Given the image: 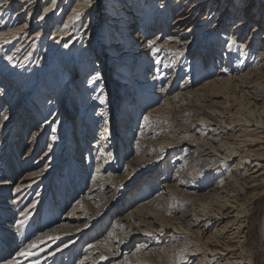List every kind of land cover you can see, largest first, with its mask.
I'll return each mask as SVG.
<instances>
[{"label":"bare ground","instance_id":"6f19581e","mask_svg":"<svg viewBox=\"0 0 264 264\" xmlns=\"http://www.w3.org/2000/svg\"><path fill=\"white\" fill-rule=\"evenodd\" d=\"M112 65L120 103L109 97L105 67ZM0 110L4 159L15 115L22 112L28 127L44 118L28 141L22 162L30 172L15 193L40 185L36 197L46 195L74 157L88 183L41 237L53 239L50 245L69 238L49 258L75 255L129 200L134 205L87 244L77 264L107 256L114 264H257L249 235L264 197V0H0ZM48 134V161L34 170L30 160ZM160 168L135 197L126 196L136 171ZM8 184L0 181V190ZM108 198L114 205L102 204Z\"/></svg>","mask_w":264,"mask_h":264},{"label":"rangeland","instance_id":"374dc122","mask_svg":"<svg viewBox=\"0 0 264 264\" xmlns=\"http://www.w3.org/2000/svg\"><path fill=\"white\" fill-rule=\"evenodd\" d=\"M44 4L45 2L41 3L38 6V11L36 13V15L38 14V17L40 13L39 9L41 10ZM105 9H106V4L102 5L101 11H99L98 9L97 11L95 9L96 14L98 15L100 14V12L104 14ZM202 11H203L202 14L207 12L208 11L207 7H205L204 10ZM98 17L100 18L99 21H101L102 16H98ZM25 19L26 16L20 21H24ZM97 29L100 28L98 27ZM101 33L103 34L102 29H101ZM102 54L105 55L107 53L105 50H103ZM105 68H106L105 71L108 75L107 78L110 82L109 97L115 98L116 101L120 103L122 102V100L119 97H122V91L119 90V88L117 87L115 88L112 81L113 72L115 71L116 66L112 65ZM179 80L180 83L183 80V76L180 77ZM201 80L202 79L198 80V82L196 83H199V81ZM167 81H168V77L165 76L162 78V84H166ZM50 82L51 80H49V83ZM71 107L72 105L68 106L70 110ZM24 108L25 106H22V109ZM145 108L138 114V117L136 118V122L138 120H141L139 118L142 115V113L145 111ZM119 109L120 108L116 104V107H114V111L117 113ZM20 111L21 110H19V113ZM1 112L2 110H0V113ZM75 112L76 111L71 113L69 119V123L72 124L69 129L71 130L70 137L73 135L71 137L72 139L74 138L75 136L74 134L76 133V126L72 122L73 120H75V117L78 115L77 112L76 113ZM21 114L19 116L18 114L15 115L14 118V119L17 118L18 119H17V123L13 124L14 129L12 131V136L10 141L11 148L7 150L8 155L7 157H5V159H4V155L0 156V160L1 161L3 160L2 168L4 169V174H6L0 181L5 182L7 180V182L9 183L8 184L9 186H7L6 189L0 190V249L1 246L3 245L8 246V248L6 249L7 252L3 253L4 255L1 254L0 252V264H5L8 261L14 264H77L79 258H81L84 255V251L87 244H89L91 241H96L98 239L103 238L104 235L114 225L115 223V221L113 220L114 217L118 215L124 216L125 212L132 205H134L135 202L124 200L123 203L119 205L118 209L120 210H118L117 212L112 211L111 214L106 218L103 225H101L98 229H96L94 233H92L85 241H83L78 246L75 255L74 252L71 251L65 254H61L58 256L56 255L49 258L48 255H50L51 253L60 251L63 248H65L67 243L69 242L68 241L69 238L68 240L63 239L61 242L58 241L56 244L50 245L54 241L53 239L44 240L41 237H43L49 231H52L51 229H54L56 225L60 224L63 221L65 215H67V213L69 212V209L71 207L70 204L75 200L79 199L82 195L86 194L87 192L86 189H88V183L84 184V182L81 180L79 175L80 174L79 165L75 164L74 162L75 157H74L72 158V160L74 159L72 165H70V162L67 161L68 159H66L65 165L61 167V170L58 173V176L55 179V181L49 186L48 190L47 189L45 190L46 195L37 198L38 197L37 193L40 191V185L36 186V188L34 189H30V191L27 190L20 193L14 192L15 187L19 183L22 176L24 177L25 175H28L30 172V169H25V164L22 162L24 153L27 149V145L29 144L28 141L31 135L33 134V131L39 128V124L44 122L43 121L44 118L43 117L41 118L42 115H37L38 117L40 116L39 120L37 121L38 123H35V126L28 127L27 122L23 120L24 118L21 117ZM169 114H170L169 117L172 120H175V113L173 114L172 112H170ZM171 114L173 115L171 116ZM113 117L115 124V121H117V116L115 117V113H113ZM133 128H136V126H133ZM97 132H99V130H97ZM133 136H135V134L132 135L130 139L133 138ZM46 137L47 138L46 141L44 142V146L39 148L38 152L30 160L31 164L38 165V167L35 168L34 170L43 167L48 161L47 157L45 158L42 157L43 154H45V151H47L50 134H48ZM172 159H174V157H172ZM8 161L11 163H7ZM72 167L74 168V173H76L75 174L76 176L74 177V181L79 185V190L76 193V195L73 194L71 195L70 192L72 190L71 183L73 182ZM136 172L135 175L133 176L134 178L131 177L133 178V181L136 182L134 184L133 182H131L126 185L129 187V190L126 192V196H128V198L135 197L134 194L136 190L142 188L144 185L149 183L148 181L151 180L154 176H159L162 174V172L164 173V169L162 170V168H160V170H157L156 172H147L146 174H140L139 172L137 173ZM167 174L168 177L171 179L173 176L172 169H170V171L167 172ZM161 183L160 185L158 184L154 189H152L149 195L161 189ZM84 192L85 194H83ZM102 200H103L102 204L104 206L106 205L109 206L110 203L113 204L115 202L114 200H112L113 202H110L111 198L102 199ZM32 204H35V206L33 208H30ZM161 213L163 214L161 215L164 216V213L163 212ZM263 227H264V197L256 205L255 214L252 219V226L249 235V244L258 256L257 264H264V250H263L264 239L262 240ZM122 259L123 256L118 258L117 261L119 262ZM115 262H116L115 258H110L109 256H107V258L102 260L99 264H114Z\"/></svg>","mask_w":264,"mask_h":264},{"label":"snow or ice","instance_id":"6c2138e0","mask_svg":"<svg viewBox=\"0 0 264 264\" xmlns=\"http://www.w3.org/2000/svg\"><path fill=\"white\" fill-rule=\"evenodd\" d=\"M149 47H151V44L149 45ZM5 119H7V117H5ZM147 119H148V117H145V120H147ZM102 259H104V257H102Z\"/></svg>","mask_w":264,"mask_h":264}]
</instances>
